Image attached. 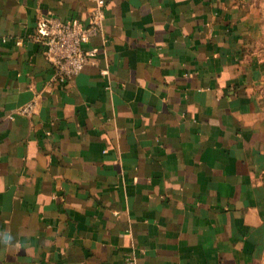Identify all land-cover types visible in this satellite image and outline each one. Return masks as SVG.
<instances>
[{
  "label": "crops",
  "instance_id": "1",
  "mask_svg": "<svg viewBox=\"0 0 264 264\" xmlns=\"http://www.w3.org/2000/svg\"><path fill=\"white\" fill-rule=\"evenodd\" d=\"M258 3L105 0L58 83L37 22L94 0H0V264H264Z\"/></svg>",
  "mask_w": 264,
  "mask_h": 264
},
{
  "label": "built area",
  "instance_id": "2",
  "mask_svg": "<svg viewBox=\"0 0 264 264\" xmlns=\"http://www.w3.org/2000/svg\"><path fill=\"white\" fill-rule=\"evenodd\" d=\"M105 17V0H94L87 23L78 20H63L57 16L39 19L34 40L45 47V54L53 70V80L67 81L82 70L85 63L95 53L94 48L85 47L90 37L101 31ZM34 101L18 108V112H32Z\"/></svg>",
  "mask_w": 264,
  "mask_h": 264
},
{
  "label": "rangeland",
  "instance_id": "3",
  "mask_svg": "<svg viewBox=\"0 0 264 264\" xmlns=\"http://www.w3.org/2000/svg\"><path fill=\"white\" fill-rule=\"evenodd\" d=\"M258 4L261 8V15H262V21H263V24H264V0H258Z\"/></svg>",
  "mask_w": 264,
  "mask_h": 264
},
{
  "label": "clouds",
  "instance_id": "4",
  "mask_svg": "<svg viewBox=\"0 0 264 264\" xmlns=\"http://www.w3.org/2000/svg\"><path fill=\"white\" fill-rule=\"evenodd\" d=\"M9 239H10V237L6 236L5 242H7V240H9Z\"/></svg>",
  "mask_w": 264,
  "mask_h": 264
}]
</instances>
